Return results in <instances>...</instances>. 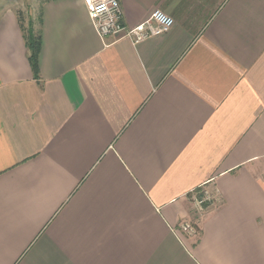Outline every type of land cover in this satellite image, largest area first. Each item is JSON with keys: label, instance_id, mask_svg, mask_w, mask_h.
<instances>
[{"label": "crops", "instance_id": "0c3cea01", "mask_svg": "<svg viewBox=\"0 0 264 264\" xmlns=\"http://www.w3.org/2000/svg\"><path fill=\"white\" fill-rule=\"evenodd\" d=\"M118 2L173 26L43 0L38 79L0 11V264H264V0Z\"/></svg>", "mask_w": 264, "mask_h": 264}, {"label": "built area", "instance_id": "2783aa9c", "mask_svg": "<svg viewBox=\"0 0 264 264\" xmlns=\"http://www.w3.org/2000/svg\"><path fill=\"white\" fill-rule=\"evenodd\" d=\"M95 32L100 38H127L133 43L167 33L173 26V19L165 13L155 10L151 20L127 27L123 22L118 0H83ZM212 197L202 191L192 197L194 209L201 213L211 203ZM182 231L192 232L188 224L181 226Z\"/></svg>", "mask_w": 264, "mask_h": 264}, {"label": "trees", "instance_id": "16d2710c", "mask_svg": "<svg viewBox=\"0 0 264 264\" xmlns=\"http://www.w3.org/2000/svg\"><path fill=\"white\" fill-rule=\"evenodd\" d=\"M17 19L23 35V41L26 49L29 51L28 63L34 79L39 78V54L41 49V37L37 30L29 25L27 28L23 26L22 12L16 11Z\"/></svg>", "mask_w": 264, "mask_h": 264}, {"label": "rangeland", "instance_id": "374dc122", "mask_svg": "<svg viewBox=\"0 0 264 264\" xmlns=\"http://www.w3.org/2000/svg\"><path fill=\"white\" fill-rule=\"evenodd\" d=\"M43 0H0V11L6 7L22 12L23 26L27 28L31 25L34 30L38 25L39 7ZM198 194L194 192L193 196Z\"/></svg>", "mask_w": 264, "mask_h": 264}]
</instances>
